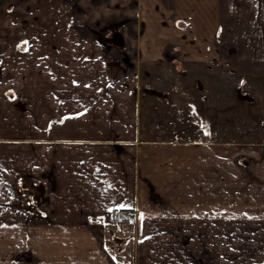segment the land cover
<instances>
[{"label": "crops", "instance_id": "0c3cea01", "mask_svg": "<svg viewBox=\"0 0 264 264\" xmlns=\"http://www.w3.org/2000/svg\"><path fill=\"white\" fill-rule=\"evenodd\" d=\"M220 65L264 70V0H0V264H264Z\"/></svg>", "mask_w": 264, "mask_h": 264}, {"label": "rangeland", "instance_id": "374dc122", "mask_svg": "<svg viewBox=\"0 0 264 264\" xmlns=\"http://www.w3.org/2000/svg\"><path fill=\"white\" fill-rule=\"evenodd\" d=\"M216 72L212 74L210 80L207 76H203L202 81L216 85L219 89L220 98L223 94L229 91L231 97L232 93L234 98L229 102L220 99L218 106L214 109V120L219 124L229 123L230 126L248 129L249 125L258 127L264 124V117L261 114V109L253 107L247 102L248 99H253L252 95H264V70L258 67H244L232 66L226 68L225 66H218ZM254 75V76H253ZM161 79V75H158ZM188 83H194L196 76L188 75ZM208 78L209 81L206 79ZM258 87V88H257ZM248 89H251L250 91ZM233 90V92H231ZM223 91V92H222ZM228 93V92H227ZM233 96V95H232ZM260 100L256 99L255 105H258ZM244 141L236 139L235 144L243 143ZM241 145V144H240ZM244 147V146H240ZM241 149V148H237ZM242 153V150H238ZM245 156H239L236 161H243ZM242 161L240 163H242ZM254 161V160H253ZM135 219V218H134ZM134 222V221H133Z\"/></svg>", "mask_w": 264, "mask_h": 264}, {"label": "built area", "instance_id": "2783aa9c", "mask_svg": "<svg viewBox=\"0 0 264 264\" xmlns=\"http://www.w3.org/2000/svg\"><path fill=\"white\" fill-rule=\"evenodd\" d=\"M135 214L136 213L132 210H127V209L117 210L110 216V221L116 226L131 224L134 221Z\"/></svg>", "mask_w": 264, "mask_h": 264}]
</instances>
